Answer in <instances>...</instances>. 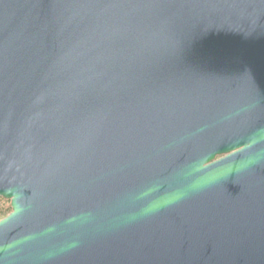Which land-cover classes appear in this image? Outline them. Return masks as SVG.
I'll list each match as a JSON object with an SVG mask.
<instances>
[{"label":"water","instance_id":"water-1","mask_svg":"<svg viewBox=\"0 0 264 264\" xmlns=\"http://www.w3.org/2000/svg\"><path fill=\"white\" fill-rule=\"evenodd\" d=\"M0 264H264V0H0Z\"/></svg>","mask_w":264,"mask_h":264},{"label":"trees","instance_id":"trees-1","mask_svg":"<svg viewBox=\"0 0 264 264\" xmlns=\"http://www.w3.org/2000/svg\"><path fill=\"white\" fill-rule=\"evenodd\" d=\"M9 202L0 199V220L5 218L10 213Z\"/></svg>","mask_w":264,"mask_h":264}]
</instances>
